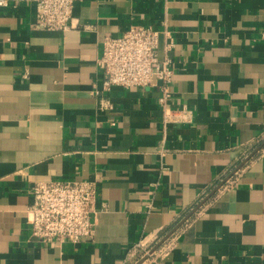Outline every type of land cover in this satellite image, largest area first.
Segmentation results:
<instances>
[{
	"label": "crops",
	"instance_id": "crops-1",
	"mask_svg": "<svg viewBox=\"0 0 264 264\" xmlns=\"http://www.w3.org/2000/svg\"><path fill=\"white\" fill-rule=\"evenodd\" d=\"M7 2L0 264H138L142 246L167 237L172 247L142 264H264V0H83L66 32L33 27L34 0ZM134 21L175 37L169 104L191 108L192 122L165 128L150 86L114 87V109H99L103 39ZM49 179L98 182L94 241L30 236L31 188Z\"/></svg>",
	"mask_w": 264,
	"mask_h": 264
},
{
	"label": "built area",
	"instance_id": "built-area-1",
	"mask_svg": "<svg viewBox=\"0 0 264 264\" xmlns=\"http://www.w3.org/2000/svg\"><path fill=\"white\" fill-rule=\"evenodd\" d=\"M83 0H34L33 27L69 31L80 25L74 15L75 5ZM0 0V6L7 5ZM161 37L165 38V55L160 56ZM176 44L167 28L151 22L134 21L118 35H106L102 42L99 66L102 81L95 84L92 93L102 111H112L114 103L109 93L114 87H156L160 91L159 104L165 128L171 124L190 123L194 113L184 106L169 104L170 85L176 73L169 52ZM0 51V60L2 59ZM239 170L229 176L220 189L230 188ZM98 182L90 179H49L33 183L32 200L26 209V223L30 236L38 241L62 245L64 243L92 242L96 235V217L106 207L101 201ZM163 249L172 247L164 241ZM162 249V248H161ZM157 250L146 255H155Z\"/></svg>",
	"mask_w": 264,
	"mask_h": 264
},
{
	"label": "water",
	"instance_id": "water-1",
	"mask_svg": "<svg viewBox=\"0 0 264 264\" xmlns=\"http://www.w3.org/2000/svg\"><path fill=\"white\" fill-rule=\"evenodd\" d=\"M168 238V237H167ZM167 238L163 239L161 242H159L156 247L150 250V253L154 252ZM148 258V255L145 256L138 264H142V262Z\"/></svg>",
	"mask_w": 264,
	"mask_h": 264
},
{
	"label": "rangeland",
	"instance_id": "rangeland-1",
	"mask_svg": "<svg viewBox=\"0 0 264 264\" xmlns=\"http://www.w3.org/2000/svg\"><path fill=\"white\" fill-rule=\"evenodd\" d=\"M150 248H151V245H150V247H148V246H142L140 255L141 256L145 255Z\"/></svg>",
	"mask_w": 264,
	"mask_h": 264
}]
</instances>
